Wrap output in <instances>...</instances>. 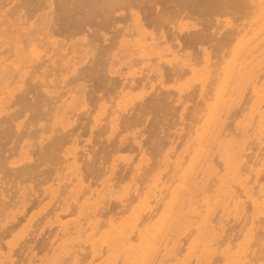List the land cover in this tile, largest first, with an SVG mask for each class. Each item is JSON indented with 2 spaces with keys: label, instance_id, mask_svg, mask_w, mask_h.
Wrapping results in <instances>:
<instances>
[{
  "label": "bare ground",
  "instance_id": "obj_1",
  "mask_svg": "<svg viewBox=\"0 0 264 264\" xmlns=\"http://www.w3.org/2000/svg\"><path fill=\"white\" fill-rule=\"evenodd\" d=\"M0 264H264V0H0Z\"/></svg>",
  "mask_w": 264,
  "mask_h": 264
},
{
  "label": "rangeland",
  "instance_id": "obj_2",
  "mask_svg": "<svg viewBox=\"0 0 264 264\" xmlns=\"http://www.w3.org/2000/svg\"><path fill=\"white\" fill-rule=\"evenodd\" d=\"M44 12V11H43ZM46 12V11H45ZM41 12H39V14H40ZM11 22V21H10ZM15 27V26H14ZM13 27L10 25V26H8L7 25V27H6V33H11V31L13 30L12 29ZM15 28H17V27H15ZM10 29H12V30H10ZM43 38V37H42ZM41 38V39H42ZM40 39V40H41ZM60 39V38H59ZM40 40H35L34 42H32L33 44H37V45H39L40 43V45H39V50L41 51V58H39L38 59V61H36L35 62V64H41L42 65V67H43V71H44V69H46L47 67H49V69H51L50 71H49V73H46L44 76L45 77H49L50 79H52L53 81H54V84H56L55 83V81H57V83H58V81H59V79L62 77V76H64V73H63V71L64 70H62L63 68L62 67H60V64H62V61H64V60H66V59H68V58H70L71 57V55L68 53L67 55H70V57L68 56H66V57H61V55L60 56H57V55H59V51H57V48L54 50V49H51L50 47V50H49V48H48V46H45L46 44H44L43 45V43H45V41H44V38H43V40H42V42L40 41ZM22 46H21V48H23V51H26V52H29V50H27V46H25V44L24 43H22L21 44ZM42 45H43V48H42ZM47 47V48H46ZM43 49V50H42ZM47 49L51 52V55L49 54V51L47 52ZM44 52H47V53H44ZM180 53H183V51H181V52H179L178 51V55H181ZM44 54H49V55H45L44 56ZM57 54V55H56ZM48 57L47 59L46 58H44V57ZM53 58V59H52ZM58 58V59H57ZM62 58V59H61ZM66 58V59H65ZM45 59V61H42V60H44ZM53 61V62H51V60ZM49 60V61H48ZM58 60V61H57ZM38 62V63H37ZM44 62V63H43ZM51 62V63H50ZM43 63V64H42ZM52 63H54V64H52ZM34 64V63H33ZM34 64V65H35ZM45 64V65H44ZM52 66H54V67H52ZM117 66V65H116ZM119 67V69H117ZM121 65H118L117 67H115L116 68V70H118L119 71V73L118 74H123V72H124V76L126 77V78H128V74H130V72H131V70H134V69H136V67L134 66V65H124L122 68H123V70L121 69ZM126 68V69H125ZM58 69V70H57ZM60 69V70H59ZM47 70V69H46ZM57 74V75H56ZM60 74V75H59ZM58 77H59V79H58ZM48 78V79H49ZM55 79V80H54ZM58 79V80H57ZM60 82V81H59ZM61 84V83H60ZM80 113H82V111H79ZM78 112V113H79ZM85 112V111H84ZM77 113V114H78ZM79 113V114H80ZM76 114V115H77ZM85 139V138H84ZM51 229V228H50Z\"/></svg>",
  "mask_w": 264,
  "mask_h": 264
},
{
  "label": "snow or ice",
  "instance_id": "obj_3",
  "mask_svg": "<svg viewBox=\"0 0 264 264\" xmlns=\"http://www.w3.org/2000/svg\"><path fill=\"white\" fill-rule=\"evenodd\" d=\"M133 15H135V13H133ZM192 27L195 28V27H196V24L193 23V24H192Z\"/></svg>",
  "mask_w": 264,
  "mask_h": 264
}]
</instances>
